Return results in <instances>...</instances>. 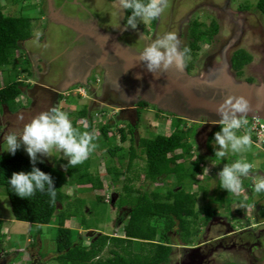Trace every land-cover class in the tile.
I'll return each instance as SVG.
<instances>
[{"label": "rangeland", "instance_id": "374dc122", "mask_svg": "<svg viewBox=\"0 0 264 264\" xmlns=\"http://www.w3.org/2000/svg\"><path fill=\"white\" fill-rule=\"evenodd\" d=\"M95 1L101 6H105L106 9L104 11H107L109 13V17H106L110 19L111 13L109 10H107L110 5L107 3V1ZM257 1L258 0H235L233 4H235L236 7L240 5H252L251 9H253ZM100 5L98 6L99 8ZM37 6H39V2H37V0H0V10L5 15L22 17L25 16L29 19V21H31L28 22L30 37L19 42L20 46L15 51L14 56L11 58L13 62L10 65L11 68H8L6 66L0 67V86H3L6 82H9V80H12L13 78L23 80L26 84L23 87V91L21 94L22 96L20 95L18 97V105L23 107H19L17 105L14 113L10 112L7 108L3 112L0 111V147L3 146L2 137L9 131H21L24 124L30 121L33 116L47 110L51 106H54L52 102L48 101L49 103H46L44 108V105L40 104L38 95L32 93V84L33 82H35L34 80H37V78H40V76L44 74L47 65V63L45 62L46 59L37 57V53L42 48L41 42L37 41V36L33 38L34 35H36L37 32L39 33V31L41 30L36 29V26L40 24V22L45 21V17L41 15L40 11H38L39 9H36ZM194 6L195 5H190L189 8H193ZM92 10H94L97 14H102V12H100L98 8H96V6H93ZM168 11L166 10V12ZM250 12L257 13V11ZM82 13H85V11L83 10ZM191 16L193 17V22H191V25L189 27L190 38L188 39V41L191 40L192 42L193 36L191 34V31L196 23V19L208 18L206 21L210 22L211 19H214L216 16L214 13H212L210 8L207 7L205 9L203 7H201V9L196 8ZM71 18L75 17L71 16ZM180 19L181 15L173 17V22H179ZM263 20L264 19H262V21ZM165 22L166 21H161L160 23V33L161 31L165 30ZM46 24L47 23H45V25ZM138 24H141L142 28L149 31L151 29L152 31L153 26H151L149 20H140L138 21ZM44 26L42 28V31H44ZM262 26V31L264 32V22L262 23ZM206 28L203 27V29ZM181 32L183 36L186 35L185 30H182ZM259 32H261V30H259ZM183 38L184 41H181L179 43L180 48L188 47L190 49V53L186 58V65L184 70H186L192 77L202 76L203 78H205V73H207V71L208 73H210L215 64L218 63L217 59L211 61V58L207 56V54L209 55L212 51V49H210V45L212 42L200 40L198 42V49H196L197 51H194L187 45L188 41H186L185 37ZM253 39L258 40L259 44L264 40V37L259 35L258 39H255V37H251V40ZM224 44L225 42L220 44L214 43L213 46H218V49H221ZM240 45L241 44H236L235 46H233V50H235L236 48H240ZM207 49H210L209 52ZM224 51L226 52V50ZM49 52L50 51H48V53ZM231 52L233 51L231 50L230 54ZM79 53L77 56L82 57V53ZM252 55L254 56L253 53ZM206 56L207 59H205ZM52 57L54 56L49 53L48 58L51 59ZM74 61V63H77L76 60ZM257 62L258 60L256 59L255 63ZM189 64H192L191 70L187 69V66ZM25 68H28V71H26ZM230 70L231 74L237 80L246 82H249L248 80H250L251 82L249 83L258 85L264 83V81L258 82L254 81L252 77L249 78L251 76L249 75V72L245 71V73L243 74L244 76L236 77L231 66ZM59 75L57 76L54 83L57 82L58 78H61V76L59 77ZM246 78L248 80H245ZM72 81H74L73 85H70L69 87L66 86L64 90L60 91L61 100L58 104V107L68 114V117L72 121L73 125L81 131H86L82 127H87L89 120L88 118H92L93 129L92 131H90V133H93L96 136V139L94 141L96 147L90 153L88 157L89 159L80 164V170L81 172L84 171L90 173L91 176L95 179L98 178L99 180H102V188L94 189V191H92L90 190V187H88L89 184L87 186L79 184V182H77V176H69L68 168H66L65 170L60 167L61 163H66V157L63 156L62 152H54V157H52L51 159L49 157H43V160L46 163H50L51 165L52 161L57 160V166L54 169L56 170L57 177L61 181H63L62 185L64 191L70 196V200H72V204L70 205L71 207L69 209L74 211L77 207L76 205H79L75 211V216L73 218L67 219L66 224L71 228L78 229L83 234V243L88 245L93 239V236L98 232L115 235H123L124 233L123 224L124 222H126V220L124 222L123 220H121V222L117 221L118 213L116 212V209H118L119 205L117 204V206H115V209L114 206L111 207V205L108 203L97 202L96 195H103L106 202H109V200L112 199L113 194V202H116L119 199V193H117L116 191L121 190V184L115 183L114 186H111L109 180L112 178L113 174L107 173V166H115L119 170H121V172H123L121 178H124L126 174L129 176L134 174L127 171L128 157L126 156V154L128 153L127 150L131 141L128 138L127 140L121 142L119 133V127H121L125 129L127 134V128L124 127V123L126 122L123 121L127 120L128 117H131V115L123 118L122 121H118L117 123H115V114L117 112V108L119 109V106L108 103L111 105L105 107H102L101 104L99 105L101 107H95L93 105V108H91L93 110L90 112L88 117H79V112L83 108H85V105L89 106V104L92 102H90L89 99V92H87V89L86 91L84 89L85 84L80 83L78 77L74 78ZM93 81H95V79H93ZM86 87L88 88L90 87V85ZM39 94L43 99L50 96V92L45 91V89L42 88H40ZM35 97L37 100V104H33ZM167 115L168 116H166L165 114H158V111L155 112L154 110H150L149 108L147 110H143L140 120L137 122V137L143 136L144 138H154L158 134L169 135L170 133H172L174 129V120L172 118L173 116L171 114ZM108 119H110V122L113 124L111 131L113 132L112 136L114 137L111 139V141H105L104 136L99 130L101 125L107 122ZM134 119H136V117H134ZM174 119L176 120L177 117H174ZM248 119L250 120V118ZM260 121L262 124L264 123V120ZM194 126H196V129H194L195 132L191 137H188L189 143L194 141L192 143L193 145L191 146V156L181 158L178 160V162H183L186 164L185 170L193 168L192 164L197 157V151L199 148L200 153L202 154L200 169L198 170V173L194 179H186L184 184L186 187V192L194 193L196 196V211L201 218L200 220L204 222V225L201 230V234L194 238L195 241L193 245L191 244V246L184 244L185 241L182 240L181 234L177 231H172L169 233L172 241L176 243V245H174L175 247L171 256L172 260L170 264H242L240 263V261L242 262L243 258L249 257L247 254V256H245V252L239 256V253H241V251H238L237 248L232 246V243L234 241L233 239H227L226 241H224V244H218L217 241H214V239L229 234L228 231L231 229L239 230L244 225L246 227L252 226V223H257L258 225L254 228H250L251 230L257 229L256 232H258V230H261L262 228L264 230V222H256V219L264 217V193L256 194L252 191L251 188V185L254 183L256 178L264 176V142L260 143L258 140H256L257 135L251 132L253 129L250 128L247 124L245 127L250 130L251 139L253 141L251 150L242 153H230L227 158L218 160L214 156V139L210 142L208 141V135L213 130L212 124H209L208 121H193L192 118L190 119L185 117L184 123L181 128L189 131ZM113 144L122 147L117 151V156H112L108 150L109 145ZM177 152H180V150H177ZM0 154L7 158H10L17 154H21L29 158L23 147L18 149L14 155L2 150H0ZM145 158L146 155H144L143 159L137 158L134 160V162L137 164L136 171L141 172L139 176L135 177L131 182V184H133L135 188L150 190L151 188L153 189L159 186L164 191H166V187L168 186H171L173 189L178 188L176 185L177 178L175 174L161 177L159 180L153 183L147 179H143L144 175L141 171V168L145 164ZM233 159H243L253 164V169L251 170L249 177L242 180V186L238 193H231L227 190L226 192L221 188L218 189L219 178L217 174L219 170L226 165V161H230L231 163ZM37 163H39V161H37ZM79 175L80 173H78V176ZM70 178H72V181H70ZM81 186H83V189H79L81 188ZM77 189L79 190L77 191ZM223 191H225L226 193ZM136 193H138V191ZM208 206L214 209L216 212L215 215L207 223H205L204 210ZM69 209L67 210L69 211ZM223 218L226 219V223H233V228L228 227V231L225 230V226L223 227V225H221L225 222ZM246 218H249L252 222H248ZM0 219L4 220V227L2 232L3 237L0 243V264H61L57 259V239L59 230L56 217H54L53 221L48 225L16 220L14 218L12 204L6 192V189L5 187L0 186ZM222 219L224 220V222H222ZM244 221L247 223L243 224ZM82 223H86V225H82ZM86 226H92V229L82 231L85 230L84 227ZM96 228H98L99 230ZM246 231L248 230H245L244 232ZM239 236L241 237V232L240 235H237V240L240 239ZM262 236L259 240L253 241L256 242V253H259V262L253 261V264H264V241H261ZM229 237L234 238V236L232 235ZM243 239H245V236ZM133 250H140L138 247V243L134 244ZM205 253H207L206 258L204 257ZM102 254L104 256L108 255L107 248L103 251ZM242 255L244 256L242 257ZM207 258H209V261H207ZM202 259L204 260L202 261ZM246 264H251L250 260H247Z\"/></svg>", "mask_w": 264, "mask_h": 264}, {"label": "trees", "instance_id": "16d2710c", "mask_svg": "<svg viewBox=\"0 0 264 264\" xmlns=\"http://www.w3.org/2000/svg\"><path fill=\"white\" fill-rule=\"evenodd\" d=\"M260 5L264 9V0H260ZM130 11L127 10V15L130 14ZM28 22L31 21L25 16L5 15L0 10V67L11 68L10 65L13 63L11 58L19 48V42L30 37ZM203 25L206 26L203 22H196L192 28L193 40L190 42L192 43L190 48L194 51H197L198 42L203 35H213L217 32L218 25L216 22H213L210 27H205L206 29H203ZM250 59L251 56L246 51L240 50L234 54L232 64L234 68L240 69ZM191 68L192 64H189L187 69L191 70ZM25 70L28 71V68ZM25 85V81L13 78L0 86L1 112L6 108L10 112L15 111L19 104L18 97L22 94ZM89 114L90 110L88 106H85L79 112V117H88ZM88 119L87 127L82 128L90 132L93 129V121L91 117ZM173 122L172 133L169 135L158 134L154 138L140 136L139 138L132 134L131 129L127 134L124 128L119 129L120 141L123 142L128 138L131 141L127 150L128 153L125 154L128 157L127 171L134 174L130 176L126 174L124 178H121L123 174L121 170L115 166H107V173L113 174L109 180L111 186H114L115 183L121 184V190L116 191L119 193V199L116 202H113V199L106 202L103 195L97 194L96 200L97 202L108 203L111 207L119 205L118 209L115 207L118 213L117 221L123 220L124 222L126 220L123 224V235L98 232L88 245L84 244L83 234L78 229L71 228L66 224L67 219L75 216V211L79 205H76L74 211L69 209L72 200L64 191L63 181L57 177L56 170L52 165L44 161L37 163L36 166L54 177L55 201L51 200L47 192H37L30 198H21L11 191L7 178L14 171H29L32 166L30 159L21 154L10 158L0 154V186L6 189L12 204L14 218L18 221L48 225L56 217L59 230L57 259L61 264H170L176 243L172 241L169 233L177 231L181 234L182 240L185 241L184 244L191 246L195 241L194 238L201 234L204 225L196 211V196L194 193L186 192L184 184L186 179L196 177L200 169L202 155L197 151V157L192 164L193 168L189 170H185V163L178 162L181 158L191 156V146L194 141L189 143L188 137H191L195 132L196 126L188 131L181 128L184 122L183 118L178 117ZM112 126L113 124L107 121L99 129L105 141H111L114 137L111 131ZM219 127L210 133L209 142L213 140L214 133L219 130ZM121 148V146L113 144L109 145L108 150L112 156H117V151ZM144 155H146L145 164L141 168L144 175L143 179L153 183L163 176L175 174L178 188L173 189L168 186L166 191L159 186L150 190L135 188L131 182L141 172L136 171L137 164L134 160L143 159ZM229 163L230 161L225 162V164ZM78 173H80L79 176ZM68 174L69 176H77V182L83 186L89 184L88 187L92 191L102 188V180L95 179L90 173L81 172L80 164L75 167H68ZM83 186L79 189H83ZM219 188L221 187L218 180ZM223 190L226 191V189ZM137 191L138 193H136ZM215 212L209 206L205 208V223L215 215ZM262 219L264 220V217ZM83 224L86 225V223ZM3 227L4 220L0 219V243L3 237ZM84 229H92V226H86ZM257 237L260 239L261 235H257ZM258 238L256 240H259ZM135 243H138L140 250H133ZM106 248L108 255L104 256L102 253Z\"/></svg>", "mask_w": 264, "mask_h": 264}, {"label": "flooded vegetation", "instance_id": "af4514ba", "mask_svg": "<svg viewBox=\"0 0 264 264\" xmlns=\"http://www.w3.org/2000/svg\"><path fill=\"white\" fill-rule=\"evenodd\" d=\"M52 1L54 3V11L59 15L62 14L68 17L73 16L83 22L84 26L96 22L99 27L102 26L107 31L120 33L117 40L138 52L142 51L151 41H156L168 33H175L179 43L184 41L183 37L188 41L190 38L189 27L191 22H193V17L191 15L196 8H210L212 13L216 16L214 19H211L210 22L206 21L208 18L196 19V22H203L206 24V26L203 25L204 27H210L213 22H216L218 25L216 33L213 35H203L202 39H200L212 42L210 45L212 51L209 55L207 54V56L211 58V61L217 59L219 63L222 61L224 55L226 56L227 52L226 58L231 63L232 70L236 77L244 76L243 74L246 71L251 75L249 78L252 77L254 81H264V40L259 44L258 40H251V37L258 39L259 35L264 37V32L262 31L264 9L260 5V0L257 1L253 9H251L252 5H240L236 7L235 4H233L235 0H166L164 12L157 19L149 20L151 26H153L152 31L151 29L149 31L142 28L141 24H137L135 29L125 27L127 9H120L119 0H106L110 5L107 9L111 13L110 19L108 18L109 13L104 11L106 9L105 6H101L95 0ZM37 2H39V6H37L36 9H39L38 11L45 17V21L40 22V24H38L39 26H36V29L41 30L39 31V35H34L33 38L37 36V41L41 42L42 48L37 53V57L46 59L45 62L47 65L44 74L41 75L40 78H37V80H34L35 82L32 84V93L38 95L40 104L44 105V108L45 104L49 102H52L54 106H58L61 100L60 91L64 90L67 86L65 83L78 77L79 82L85 84V91L87 89V92H89V99L92 103L87 106L90 112L93 110L91 109L93 105L95 107H105L111 104L118 105L119 109L117 108L115 114V123L131 115V117L123 121L126 122L124 123V127L127 128V132L131 129L132 134L136 137L137 122L140 120L143 110H147L148 108L155 112L158 111V114L166 115V112H169L167 114L180 117L175 113L177 111L182 113L183 116H186V118H192L193 121H208L209 124H212L213 130L220 126L218 123L219 116L217 114L191 109L186 106L182 108L175 107L169 99L161 104L154 103L153 95L149 93L151 92V85H149L147 81L138 80L134 70L126 65V62L118 56L117 52H111L107 60H102V49L96 44L93 38H90V34L88 33L89 28L82 27L81 29H77L66 25L60 22V19H57L58 16H51L52 13L49 8V0H37ZM99 5L100 8L98 7ZM190 5L195 6L189 8ZM93 6H96L102 14H97L92 10ZM83 10L85 13H82ZM166 10L169 11L166 12ZM250 11H257V13ZM180 15L181 19L179 22H173V17ZM161 21L166 22L165 30L160 33L159 28ZM45 23L47 24L45 25ZM43 26L44 31H42ZM182 30L186 31L185 36H183L181 32ZM259 30H261V32H259ZM190 42L191 40L188 41L187 45L192 47ZM224 42L225 44L221 49H218V46H213L214 43L220 44ZM236 44H241V47L233 50L232 47ZM210 49H207L208 52ZM224 50H226V52ZM231 50L233 52L230 54ZM240 50L246 51L252 56V59L245 63L242 68L237 69L234 68L232 64V58L234 54ZM48 51L54 56L51 59L48 58ZM79 52L82 53V57L77 56ZM207 56L205 59H207ZM256 59L258 60L257 63H255ZM74 60H76L77 63H74ZM58 75L59 77L61 76V78H58L59 81L57 79V82L54 83ZM93 79H95V81H93ZM245 80L248 79L246 78ZM248 81L251 82L250 80ZM88 85H90V87L87 88L86 86ZM40 88L50 92V96L46 97L47 99H43L39 94ZM33 104H37L36 97ZM100 104L101 106H99ZM134 117H136V119H134ZM107 121H110V119ZM119 129H121V127H119ZM209 136L210 134L208 135V141ZM198 152H200L199 148ZM112 199H114V194ZM224 220L222 221L224 222L223 224L226 223V219ZM232 246L238 248V251L240 248L245 250V253L249 254L251 259L257 260L255 258L256 256H253V252L250 250L247 242L241 241ZM207 261H209V259ZM251 264H253V262H251Z\"/></svg>", "mask_w": 264, "mask_h": 264}, {"label": "clouds", "instance_id": "9594fccd", "mask_svg": "<svg viewBox=\"0 0 264 264\" xmlns=\"http://www.w3.org/2000/svg\"><path fill=\"white\" fill-rule=\"evenodd\" d=\"M120 9L131 10L126 16L125 27L135 29L140 20L157 19L166 8V0H119ZM38 36L39 33L37 32ZM190 53L188 47L180 48L175 33H168L162 38L147 44L139 53V58L144 61L149 71L153 73L166 72L169 68L183 71L186 58ZM264 94V89L259 90ZM183 110V109H181ZM219 115V130L214 133V156L218 160L225 159L229 154L242 153L251 150L253 141L251 132L257 135L260 143L264 142V129L261 133L245 126L252 120L259 118L245 117L250 110V104L246 97L228 96L217 105ZM167 113L166 112V116ZM180 118H185L180 112H175ZM173 120L174 115H172ZM178 118V117H177ZM250 118V120L248 119ZM184 120V119H183ZM184 123V122H183ZM264 127V123L262 124ZM96 136L88 131H81L73 126L68 114L58 106H51L32 117L24 124L21 131H9L2 137L0 150L14 155L23 147L31 163L29 171H14L7 178L11 191L21 198H30L37 192H47L54 202L56 187L54 177L37 167V161L43 163V157H54V152H62L66 157V163L60 167L65 169L82 164L88 159L95 149ZM131 143V142H130ZM112 158V157H111ZM57 166V160L52 161V167ZM253 164L243 159H233L231 163L223 166L218 172L220 187L231 193H238L242 186V180L248 178ZM256 194L264 193V176L255 179L251 185Z\"/></svg>", "mask_w": 264, "mask_h": 264}, {"label": "water", "instance_id": "95a60500", "mask_svg": "<svg viewBox=\"0 0 264 264\" xmlns=\"http://www.w3.org/2000/svg\"><path fill=\"white\" fill-rule=\"evenodd\" d=\"M49 2L52 17L56 15L60 22L77 29L89 28L88 33L102 49V60H107L111 52H117L118 56L126 62V65L134 70L138 80L147 81L151 85V92L149 93L153 95L154 103L161 104L169 99L175 107L186 106L218 115L217 105L226 97L243 95L250 104V110L245 114V117L264 119V94L259 92L260 89H264V83L258 85L237 80L231 74L229 61L228 71L226 70L228 77H226L225 83L211 82L202 76L192 77L186 70L177 71L175 68H169L166 72L157 71V73H153L147 69L145 62L140 60V52L132 50L117 40L120 33L106 31L99 27L96 22L84 26V23L76 18L59 15L54 11L53 1L49 0ZM213 70H217V67L211 71Z\"/></svg>", "mask_w": 264, "mask_h": 264}, {"label": "crops", "instance_id": "0c3cea01", "mask_svg": "<svg viewBox=\"0 0 264 264\" xmlns=\"http://www.w3.org/2000/svg\"><path fill=\"white\" fill-rule=\"evenodd\" d=\"M101 28H103L102 26H101ZM104 30H105V28H103ZM107 31V30H106ZM110 32H112V31H110ZM90 38L92 39V37L90 36ZM53 61V60H52ZM73 79H71V80H69V81H67L66 83H65V85H67V87H69L70 85H73L74 84V81H72ZM42 84V83H41ZM22 96V95H21ZM23 105V104H22ZM21 107H23V106H21ZM12 113H14V111L12 112ZM261 218V219H260ZM259 219H256L257 221L256 222H258V223H261V221H263L264 222V220L262 219V217H260ZM245 220V219H244ZM246 220L248 221V222H252L249 218H246ZM245 223H247V222H243V224H245ZM223 225V227L225 226V230H227V228L229 227V228H233V223H229V222H227V223H225V224H222ZM258 224L256 223V224H254V223H252V226H243L242 228H240L239 230H235V229H231V230H227L228 231V233L229 234H226V235H224V236H222V237H218V238H216V239H214V241H217V243L218 244H220V243H223L224 244V241H226L227 239H233L234 241H233V243H232V245H234L235 243L236 244H238V243H240L241 241H245V242H247L248 244H249V248H250V250L253 252V256H256L255 258L257 259L256 261L257 262H259V257H258V254L259 253H256V250H257V248L255 247V244H256V242H253V241H255L258 237H257V235H263L264 234V230H263V228L261 229V230H258V232H256L257 231V229H255V230H251L250 228H254V227H256ZM245 230H248V231H246V232H244ZM82 231H86V230H82ZM240 232H241V237H240V239L239 240H237V235H240ZM257 234V235H256ZM234 236V238H230L229 236ZM244 236H245V239H243L244 238ZM259 239V238H258ZM264 239V237H262V242L264 241L263 240ZM219 241V242H218ZM261 242V243H262ZM263 244V243H262ZM218 247V246H217ZM240 248V247H239ZM237 250H238V248H237ZM239 251H241V254L242 253H244L245 252V250H242L241 248H240V250ZM241 254H239V256L241 255ZM247 253H245V256H247L248 255V257L249 258H243V260H242V262L240 261V263H242V264H246L247 263V260H250V262H253V261H255V260H252L251 258H250V256H249V254H247ZM206 255H207V253H205V258H206ZM244 255H242V257H243ZM207 259H209V258H207ZM204 259H202V261H203Z\"/></svg>", "mask_w": 264, "mask_h": 264}, {"label": "bare ground", "instance_id": "6f19581e", "mask_svg": "<svg viewBox=\"0 0 264 264\" xmlns=\"http://www.w3.org/2000/svg\"><path fill=\"white\" fill-rule=\"evenodd\" d=\"M215 66L217 67V70H215V71L213 70L210 73H208V71H207V73H205V75H206L205 78H207V80L211 81V82H215V83L224 82L225 83L227 81L226 77H228V73H226V70L228 71V67H229L228 60L226 59V56L224 55V57L222 58V61L215 64ZM216 67H214V68H216Z\"/></svg>", "mask_w": 264, "mask_h": 264}, {"label": "built area", "instance_id": "2783aa9c", "mask_svg": "<svg viewBox=\"0 0 264 264\" xmlns=\"http://www.w3.org/2000/svg\"><path fill=\"white\" fill-rule=\"evenodd\" d=\"M249 127L252 128L254 131H257L258 133L262 132V129H264L262 124H259L257 120H252L251 123H249Z\"/></svg>", "mask_w": 264, "mask_h": 264}]
</instances>
